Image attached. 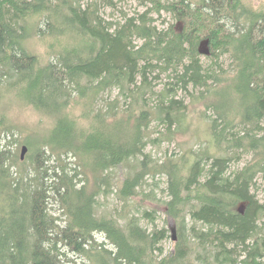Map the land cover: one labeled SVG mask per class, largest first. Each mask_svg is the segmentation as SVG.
<instances>
[{"label":"trees","instance_id":"1","mask_svg":"<svg viewBox=\"0 0 264 264\" xmlns=\"http://www.w3.org/2000/svg\"><path fill=\"white\" fill-rule=\"evenodd\" d=\"M143 4V12L113 23L99 15L96 0L84 8L76 0H0V264H76L66 251L88 264H264V237L257 232L264 203L251 190L264 173V11L240 0ZM162 12L175 21L159 28L151 14ZM33 36L57 45L48 63L28 49ZM202 40L212 59L207 66L200 61ZM225 54L233 59L231 72L217 63ZM154 72L155 79L168 72L175 83L155 93ZM179 83L214 99L209 128L217 152L200 153L185 168L184 160L163 167L167 212L181 218L173 249L164 254L167 229L149 231L136 216L99 214L98 197L112 187L113 169L146 156V129L155 114L167 129L182 116L186 106L173 87ZM114 88L119 93L110 104L95 108L100 93ZM12 91L53 119L48 132L26 141L35 150L31 177L1 107V96ZM154 94L159 99L152 107ZM71 100L87 109L81 117L70 111ZM244 154L251 160L229 171L232 159ZM62 156L75 159L73 170L48 166L51 157ZM146 168L141 161L138 172L122 177L120 199L136 194Z\"/></svg>","mask_w":264,"mask_h":264},{"label":"rangeland","instance_id":"2","mask_svg":"<svg viewBox=\"0 0 264 264\" xmlns=\"http://www.w3.org/2000/svg\"><path fill=\"white\" fill-rule=\"evenodd\" d=\"M82 8L87 4L92 3V0H76ZM97 11L99 15L106 22H123L125 18L130 16H136L138 13L143 12L146 9L142 0H96ZM245 6L250 7L256 11H264V0H240ZM147 6H150L146 2ZM155 20V24L159 28L166 27L168 22L175 21L171 16L165 12H162L160 16L153 13L151 14ZM165 19V22H163ZM39 21V24L43 23L42 19H35V23ZM137 43L140 41L137 39ZM30 52L35 54L40 60L41 64L48 63L55 57L53 52L56 49V44L52 38H39L33 36L27 43ZM202 53L200 54V61L203 66L210 65L212 59L204 53L205 44L201 47ZM217 63L221 66V69L231 72L233 69V59L230 54L222 55L218 58ZM218 68L217 65L214 66ZM220 69L218 68L217 71ZM149 74V81L152 84L155 93H158L169 82L175 83V78L172 79L168 72L160 73L157 79L153 78V74ZM173 76V75H171ZM210 83V82H209ZM176 91V99H178L181 105L186 106L182 108V116L173 125L163 122L158 117H162L161 114H155L149 126L146 129L147 145L144 149L146 156H139L137 159L129 160L123 165L116 167L112 170L114 182L112 187L105 186L104 191L101 192L98 197L97 210L99 214H105L108 216L116 217L120 220L126 219L130 216L140 217V224L146 227L149 231L153 229L165 228L168 230V237L164 239L160 244L164 249V254L170 252L173 249L174 241L171 236L178 233V222L181 218L174 219L167 212V206L165 204L168 201L169 196L167 192L168 175L164 172V169L170 162H179L184 160L183 167H187L190 162L197 158L200 153H207L208 155L215 154L217 148L212 147L211 131L209 128L210 117L213 118V109L210 108V102L214 103V99L210 95H203L199 98V92L202 90L200 87H193L192 84L182 87L181 84L173 85ZM90 93V92H89ZM118 89L105 90L98 96V101L95 103V108H99L103 105L110 104V100L114 99L118 95ZM171 97V96H170ZM158 97L156 94L151 95L150 105L156 106L158 103ZM2 110L6 113L9 121L14 125L15 132L17 133L18 145L17 154L20 156L21 147L25 145L27 151L22 159L25 162L24 167L27 168L28 177L32 176V170L30 163L35 156V150L26 141L34 139V135H41L44 132H48L53 125L52 117L35 109L31 105H26L24 100L14 93L8 92L1 96ZM121 101V100H120ZM71 108L75 117H81L87 110L81 104H74L71 100ZM123 104V103H121ZM103 108V107H102ZM230 117H235V111L232 110ZM110 121V119H109ZM81 124L86 125L87 121L81 120ZM236 122V121H235ZM237 129V127L235 128ZM38 137V136H36ZM158 138V139H157ZM5 146L11 147V144L6 142ZM13 147V146H12ZM219 152L226 156L230 153V150L223 151L219 149ZM232 155V154H230ZM252 158V154L241 155L239 161L232 159L230 163V170L241 169ZM141 161H144L147 165L146 172L143 179L140 181V185L136 188V194L129 199H120L116 193L118 188L122 185V177L132 175L140 170ZM63 165L68 170L75 168V159L69 156H62L60 159L51 157L48 162L50 168H57ZM16 167H12V171H16ZM77 171L80 169L77 168ZM110 172V170L108 171ZM110 176V173L108 174ZM81 176H78V179ZM89 182H92V178L88 176ZM93 185V184H92ZM254 197L259 202L264 203V173H259L256 179L255 186L251 189ZM50 207L55 215H61L60 209L56 202H51ZM143 211H149L153 215V220L146 217ZM260 228V229H259ZM257 232L259 236L264 237V226L259 223ZM99 242L104 239L99 234L97 236ZM66 257L69 261H73L76 264H88V261L84 257H79L72 252L66 251ZM195 257L193 253L189 260ZM240 257L239 259H241ZM238 263V262H237ZM264 263V259H263Z\"/></svg>","mask_w":264,"mask_h":264},{"label":"water","instance_id":"3","mask_svg":"<svg viewBox=\"0 0 264 264\" xmlns=\"http://www.w3.org/2000/svg\"><path fill=\"white\" fill-rule=\"evenodd\" d=\"M203 44H205V51H204V53L206 55H208L209 54V48H208V41L207 40H202L200 42L199 49H198L199 50V53L200 54L202 53L201 47L203 46ZM26 151H27V147L25 145H22L21 152H20V159L21 160L24 158V155H25ZM242 208H243V205L240 204L239 209L242 210ZM172 231H173L172 239L174 240L176 237H175V234H174V230H172Z\"/></svg>","mask_w":264,"mask_h":264},{"label":"bare ground","instance_id":"4","mask_svg":"<svg viewBox=\"0 0 264 264\" xmlns=\"http://www.w3.org/2000/svg\"><path fill=\"white\" fill-rule=\"evenodd\" d=\"M107 246V245H106Z\"/></svg>","mask_w":264,"mask_h":264}]
</instances>
